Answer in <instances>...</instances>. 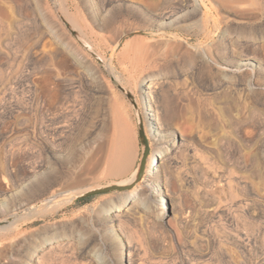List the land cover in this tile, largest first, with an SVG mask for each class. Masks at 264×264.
<instances>
[{
    "label": "rangeland",
    "instance_id": "374dc122",
    "mask_svg": "<svg viewBox=\"0 0 264 264\" xmlns=\"http://www.w3.org/2000/svg\"><path fill=\"white\" fill-rule=\"evenodd\" d=\"M117 83L146 97L149 159L176 144L168 182L145 186L148 160L138 204L125 202L134 188L57 200L132 181L138 118ZM157 111L171 138L156 141ZM4 195L24 205L0 222V264H264V0H0ZM128 238L135 262L118 260Z\"/></svg>",
    "mask_w": 264,
    "mask_h": 264
},
{
    "label": "bare ground",
    "instance_id": "6f19581e",
    "mask_svg": "<svg viewBox=\"0 0 264 264\" xmlns=\"http://www.w3.org/2000/svg\"><path fill=\"white\" fill-rule=\"evenodd\" d=\"M232 53V52H231ZM235 55H236V53H234ZM235 55H232V56H235ZM238 55V54H237ZM236 57V56H235ZM240 57H244L243 55H241L240 54ZM151 74H150V72H145L142 76H141V78L139 79L140 80V86H141V88H147V87H150V86H152V79H151ZM156 80V79H155ZM151 92V95L153 96L152 98H153V100H154V103L155 102H157L158 101V99H157V94H156V92L154 91H150ZM149 92V93H150ZM166 101H168V100H165V102ZM167 103V102H166ZM165 106H166V104H165ZM156 109L155 110H158V108L157 107H155ZM166 108H167V106H166ZM165 108V109H166ZM164 109V110H165ZM151 110H154V108H152ZM154 110V111H155ZM168 114V112L165 110V114ZM157 114H158V116H159V127H158V130L156 131V141H162V140H164V139H166V138H171L173 135H175V131L173 130V126L171 127L170 126V122H169V120H167V117L168 116H166L165 115V118H163L161 115H160V111H157ZM163 115V114H162ZM169 122V123H168ZM176 147V144L175 143H170V145H168L165 149H163V145H160V143H156L154 146H153V149L155 150L154 152V157H151L149 160H150V162H149V172H148V174L146 175V178L144 179V181H145V186L146 187H155V188H159L160 186H161V184H164V183H166V182H168V178H167V176L166 175H164L163 174V172H162V170H161V168H162V165L165 163L164 161H165V159L167 158V157H169V155H170V153L174 150V148ZM91 158V157H90ZM96 158V157H95ZM155 158H160L161 160H157V159H155ZM167 160V159H166ZM91 162V161H90ZM88 163H89V161H88ZM152 168H154L155 169V171L152 169ZM136 173V172H135ZM135 173H134V175H133V179H134V176H135ZM162 175H164L165 176V179H163V176ZM34 175H31V176H29V178H27V181L30 179V177H33ZM133 179H130V180H133ZM31 180V179H30ZM25 182H26V180H25ZM55 182H56V180H55ZM54 184V183H53ZM20 185V184H19ZM42 185V184H41ZM24 188V187H23ZM18 189H19V187H18ZM143 190L144 189V186H138V188H134L133 190H132V192H130L129 193V196H127V198H126V204H130V203H132V205H133V203H137V201H140L139 199L141 198V194H143V192H141V190ZM59 192V191H58ZM161 193H163V192H158V195H162ZM26 195V194H25ZM49 195V194H48ZM128 195V194H127ZM57 195L56 194H52L50 197H48V198H44V200L43 201H46V202H49V201H53V200H55V197H56ZM0 201H2V203L0 204V211H2L3 209L4 210H7V211H10V213L7 215V216H5V217H2L1 218V220H0V222L2 221V222H4V221H7L9 218H14V219H17V216L19 215V213H20V211L18 212L17 211V209H18V207L19 206H22V205H24V204H21V203H18V205H14V207L12 208L11 207V204H9L8 202H7V198H6V196L4 195V196H2V197H0ZM154 201V200H153ZM152 201V206H153V210L154 211H157V209H156V207H154V205H153V202ZM53 203V202H52ZM56 203V202H55ZM141 204H143V206H144V208H149L150 209V207L149 206H146V205H144V202L143 201H141L140 202ZM139 203V204H140ZM138 204V203H137ZM46 205H47V203H46ZM50 205V204H49ZM135 205V204H134ZM48 206V205H47ZM55 206V205H54ZM53 206V207H54ZM58 206V205H57ZM36 209V208H35ZM39 210V209H38ZM123 210V205H121V204H116V205H114L113 207H111V208H108L107 210H106V216L107 217H110V219L112 218V219H116V218H120V216H121V211ZM35 211V210H34ZM5 212V211H4ZM38 212V211H37ZM47 212H49V211H47ZM35 214H37V213H35ZM21 215V214H20ZM22 215H24V214H22ZM26 215V214H25ZM39 215V214H38ZM43 215V214H42ZM45 215V214H44ZM31 216H32V213H31ZM34 216V215H33ZM23 217V216H22ZM21 218V217H20ZM12 220V219H11ZM24 220V219H23ZM14 221V220H13ZM5 223V222H4ZM9 223V222H8ZM11 223V222H10ZM9 223V224H10ZM7 224V223H6ZM4 225V224H3ZM8 225V224H7ZM5 227H6V225H5ZM8 227V226H7ZM125 234H126V232H125ZM126 236H127V234H126ZM118 241H119V246H118V249H120V253L118 254V260L119 261H122V260H126V257L127 258H129V261L130 260H132V262H135V258H134V249H135V246L133 245L134 243H133V241L132 240H130V238H128V243H129V249L127 248V246L122 242V240L121 239H118ZM117 250V249H116ZM116 252V251H115ZM38 255V254H37ZM117 258V257H116ZM39 260V259H38ZM128 260V259H127ZM131 262V263H132Z\"/></svg>",
    "mask_w": 264,
    "mask_h": 264
},
{
    "label": "water",
    "instance_id": "95a60500",
    "mask_svg": "<svg viewBox=\"0 0 264 264\" xmlns=\"http://www.w3.org/2000/svg\"><path fill=\"white\" fill-rule=\"evenodd\" d=\"M60 16L62 20L64 21L65 25L68 27L71 33L79 40V42L87 50H89L90 53L94 57H96L102 64H105L106 63L105 59H103L101 55L93 49L91 44H89L87 41L84 40L81 33L72 26V24L64 17L63 14L60 13ZM117 86L129 98L130 102L132 103L135 109V112L138 118V127H139L140 142L142 146V155H141L139 166L136 170L134 179L127 183H108V184L98 185L95 187H90L80 193H76L75 189L62 191L59 193V196L56 197L57 200H63V199H68V198L79 200V199H83V198L93 196L96 194H101V193L128 191L136 187L143 180L146 167H147V163L149 160V156L151 153V148H150L151 144L149 141L150 134L148 135L147 130H146V123L148 125L151 124V118L148 113V103L146 101L145 95L142 92L140 93V101H139L131 90H129L128 88H126L120 83H117ZM45 202L46 201H43V200L37 201L31 204L30 208L32 209L36 208L42 204H45Z\"/></svg>",
    "mask_w": 264,
    "mask_h": 264
},
{
    "label": "trees",
    "instance_id": "16d2710c",
    "mask_svg": "<svg viewBox=\"0 0 264 264\" xmlns=\"http://www.w3.org/2000/svg\"><path fill=\"white\" fill-rule=\"evenodd\" d=\"M94 197V195L93 196H89V197H86V198H83V199H79V200H77L78 202H87L88 200H90L91 198H93Z\"/></svg>",
    "mask_w": 264,
    "mask_h": 264
},
{
    "label": "built area",
    "instance_id": "2783aa9c",
    "mask_svg": "<svg viewBox=\"0 0 264 264\" xmlns=\"http://www.w3.org/2000/svg\"><path fill=\"white\" fill-rule=\"evenodd\" d=\"M150 156H151V153H150ZM150 156H149V157H150Z\"/></svg>",
    "mask_w": 264,
    "mask_h": 264
}]
</instances>
